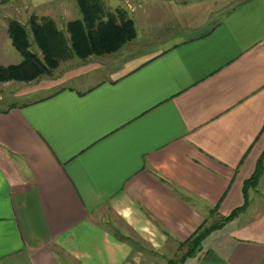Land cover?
Masks as SVG:
<instances>
[{"label":"crops","instance_id":"0c3cea01","mask_svg":"<svg viewBox=\"0 0 264 264\" xmlns=\"http://www.w3.org/2000/svg\"><path fill=\"white\" fill-rule=\"evenodd\" d=\"M14 1L82 19L78 0ZM99 3L135 38L0 108V264H264V0Z\"/></svg>","mask_w":264,"mask_h":264},{"label":"trees","instance_id":"16d2710c","mask_svg":"<svg viewBox=\"0 0 264 264\" xmlns=\"http://www.w3.org/2000/svg\"><path fill=\"white\" fill-rule=\"evenodd\" d=\"M8 0H1L2 3ZM78 7L82 19L69 22L65 32L57 29L50 19L37 20L30 16L27 26L33 43L40 51L41 57L30 51V42L26 25L15 19L7 24V35L11 45L22 57L16 65L0 67V82L21 81L30 82L41 76L51 77L52 72L71 57L84 60L89 56H102L118 51L123 45L135 38V29L132 20L125 19L120 11L107 14L104 20L99 0H78ZM65 34H68L67 38ZM264 156V153H263ZM261 162L257 165L254 174L243 186L245 204L246 191L254 188L261 174ZM233 211L228 217L220 218L209 226L206 222L181 247L187 246L185 257H193L200 249L201 241L212 231L220 229L225 223L232 220L239 211ZM168 264H174L169 262Z\"/></svg>","mask_w":264,"mask_h":264},{"label":"rangeland","instance_id":"374dc122","mask_svg":"<svg viewBox=\"0 0 264 264\" xmlns=\"http://www.w3.org/2000/svg\"><path fill=\"white\" fill-rule=\"evenodd\" d=\"M19 7H20V4H19V2H16V1H14L10 5V7H8V6L5 7L3 4L0 3V67H7L9 65H16L22 60V57L12 47L10 40L8 38H6V34L4 32V28L6 26L7 21H10L11 19L18 20L21 23L26 25L27 30H28L29 42H30V51L35 53L39 57H41L40 51L38 52V50L34 47V43L31 39V35H30L29 29L27 26V22H28L30 16L27 13H24L22 11V8H19ZM92 56H95V55H92ZM66 61L61 62L59 64L58 68L56 69V71H54V73L60 72V70L63 67L68 68L69 66H68ZM42 78H45V77L41 76V77L36 78L30 82H21V81H14V80L6 81V82H0V108L7 107L10 103H14V100H12V98H13L12 95L14 93L20 91L21 89L28 87L29 85H31V83L35 82L37 79H42ZM218 220H219V218H216V217L207 218L206 226H209L212 223L217 222ZM186 250H187V246H183L179 250V253L175 259L176 262L178 261V259L180 257H182V255L186 252Z\"/></svg>","mask_w":264,"mask_h":264}]
</instances>
